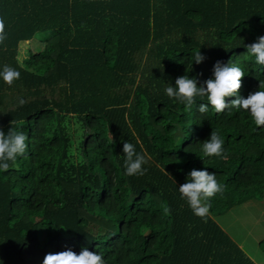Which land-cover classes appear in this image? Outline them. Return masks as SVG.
Segmentation results:
<instances>
[{"label":"trees","instance_id":"16d2710c","mask_svg":"<svg viewBox=\"0 0 264 264\" xmlns=\"http://www.w3.org/2000/svg\"><path fill=\"white\" fill-rule=\"evenodd\" d=\"M0 19V72L20 73L0 78V130L27 136L0 171V264L68 249L105 264H255L214 218L261 199L264 127L243 109L200 113L206 97L189 110L165 88L184 75L201 86L220 61L244 71L242 98L264 90L246 47L264 36V0H0ZM212 131L224 158L203 155ZM125 141L144 175L125 174ZM194 169L224 189L203 220L178 190Z\"/></svg>","mask_w":264,"mask_h":264},{"label":"clouds","instance_id":"9594fccd","mask_svg":"<svg viewBox=\"0 0 264 264\" xmlns=\"http://www.w3.org/2000/svg\"><path fill=\"white\" fill-rule=\"evenodd\" d=\"M7 38L5 23L0 19V44ZM250 55L255 58V62L264 65V36L258 37L257 41L246 46ZM204 60L200 51H197L195 63L199 64ZM244 71L234 65L222 64L217 61L213 66V78L207 79L203 85L198 86L196 79L187 75L175 80V86L165 88L168 97L174 98L186 108L191 110L196 103V97H206L207 104L201 103L198 107L200 113L208 111L211 106L219 114L225 109L245 110L250 113L252 121L257 128L264 127V90L251 93L247 98H242L238 94L241 88V79ZM0 78L4 83L11 86L15 80L20 78V73L15 69L5 65ZM259 88L264 86L259 85ZM235 97L230 101L227 98ZM27 101L19 99L22 106ZM27 136L22 131H13L11 128L7 135L0 130V171H7L10 167L8 161H15L17 157L26 153ZM223 139L217 132L212 131L210 138L203 142L202 152L205 157H223ZM122 152L125 160V174L128 176L144 175L146 169L143 165L147 163L144 155L136 152L135 146L130 142H123ZM168 174V173H167ZM169 175V174H168ZM182 199H185L193 214L206 219L211 207L210 199L217 194H223V185L217 182L214 172L207 170H192L188 174V181L179 187ZM165 215L171 214V209L166 204L163 206ZM42 264H105L101 254L95 251L82 249L79 254L68 249L55 254H46Z\"/></svg>","mask_w":264,"mask_h":264},{"label":"rangeland","instance_id":"374dc122","mask_svg":"<svg viewBox=\"0 0 264 264\" xmlns=\"http://www.w3.org/2000/svg\"><path fill=\"white\" fill-rule=\"evenodd\" d=\"M40 37L42 34L37 33L30 41L32 52L40 50ZM214 220L247 257L256 264H264V251L259 247V242L264 239V189L260 200H249L232 207Z\"/></svg>","mask_w":264,"mask_h":264},{"label":"crops","instance_id":"0c3cea01","mask_svg":"<svg viewBox=\"0 0 264 264\" xmlns=\"http://www.w3.org/2000/svg\"><path fill=\"white\" fill-rule=\"evenodd\" d=\"M239 248H240V246L239 245H237ZM248 258H250V257H248ZM251 259V258H250ZM252 261V260H251ZM254 262V261H253ZM255 263V262H254ZM256 264V263H255Z\"/></svg>","mask_w":264,"mask_h":264}]
</instances>
